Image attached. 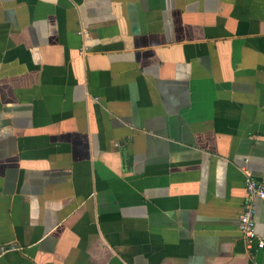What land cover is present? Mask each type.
<instances>
[{
	"label": "crops",
	"instance_id": "1",
	"mask_svg": "<svg viewBox=\"0 0 264 264\" xmlns=\"http://www.w3.org/2000/svg\"><path fill=\"white\" fill-rule=\"evenodd\" d=\"M248 174L264 0H0V264H264Z\"/></svg>",
	"mask_w": 264,
	"mask_h": 264
},
{
	"label": "built area",
	"instance_id": "2",
	"mask_svg": "<svg viewBox=\"0 0 264 264\" xmlns=\"http://www.w3.org/2000/svg\"><path fill=\"white\" fill-rule=\"evenodd\" d=\"M246 186L249 197L245 204L243 214L240 217L239 228L244 234L249 248L257 246L258 249H262L264 248V239L259 238L257 235L254 199L256 197L264 199V185L258 183L250 174H248ZM14 250H17L16 246H2L0 248V256Z\"/></svg>",
	"mask_w": 264,
	"mask_h": 264
}]
</instances>
